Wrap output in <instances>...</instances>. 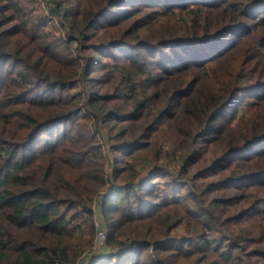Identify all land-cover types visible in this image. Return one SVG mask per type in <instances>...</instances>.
<instances>
[{
  "label": "trees",
  "instance_id": "16d2710c",
  "mask_svg": "<svg viewBox=\"0 0 264 264\" xmlns=\"http://www.w3.org/2000/svg\"><path fill=\"white\" fill-rule=\"evenodd\" d=\"M42 3L0 0V264H264V0Z\"/></svg>",
  "mask_w": 264,
  "mask_h": 264
},
{
  "label": "built area",
  "instance_id": "2783aa9c",
  "mask_svg": "<svg viewBox=\"0 0 264 264\" xmlns=\"http://www.w3.org/2000/svg\"><path fill=\"white\" fill-rule=\"evenodd\" d=\"M41 9H43V7ZM108 190L111 191L112 189H107L106 191H108ZM97 219L99 220V218H97V216H95L94 222L98 225ZM99 223H100V220H99ZM105 238H106V233H105L104 229L99 228L96 232V237H95V241H94L93 246L91 248L87 249V251H85L80 256V260H77L73 264H90V262L93 261V257L95 256V254L101 252V250L104 248Z\"/></svg>",
  "mask_w": 264,
  "mask_h": 264
},
{
  "label": "rangeland",
  "instance_id": "374dc122",
  "mask_svg": "<svg viewBox=\"0 0 264 264\" xmlns=\"http://www.w3.org/2000/svg\"><path fill=\"white\" fill-rule=\"evenodd\" d=\"M42 1H43V0H37L38 5H37V7H36V10L39 11V12H41V10H42L41 8L44 6L43 3H42ZM54 25H55V27L57 28V30L60 31L59 27L57 26V21H55ZM59 31H58V32H59ZM106 192H107V191H105L104 193H106ZM97 223H98V225H99V220H98V219H97ZM98 254H99V253L95 254V256L98 255ZM95 256H94V257H95ZM94 257H93V260H94Z\"/></svg>",
  "mask_w": 264,
  "mask_h": 264
}]
</instances>
